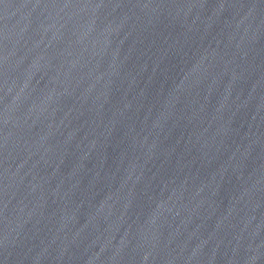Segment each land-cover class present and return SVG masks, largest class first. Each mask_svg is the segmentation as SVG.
<instances>
[{"label": "water", "instance_id": "1", "mask_svg": "<svg viewBox=\"0 0 264 264\" xmlns=\"http://www.w3.org/2000/svg\"><path fill=\"white\" fill-rule=\"evenodd\" d=\"M0 264H264V0H0Z\"/></svg>", "mask_w": 264, "mask_h": 264}]
</instances>
